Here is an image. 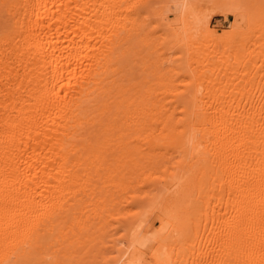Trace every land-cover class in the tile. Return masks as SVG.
<instances>
[{
    "label": "bare ground",
    "instance_id": "1",
    "mask_svg": "<svg viewBox=\"0 0 264 264\" xmlns=\"http://www.w3.org/2000/svg\"><path fill=\"white\" fill-rule=\"evenodd\" d=\"M125 1L0 0V264H264V7L173 0L150 29ZM154 26L203 90L152 69Z\"/></svg>",
    "mask_w": 264,
    "mask_h": 264
},
{
    "label": "rangeland",
    "instance_id": "2",
    "mask_svg": "<svg viewBox=\"0 0 264 264\" xmlns=\"http://www.w3.org/2000/svg\"><path fill=\"white\" fill-rule=\"evenodd\" d=\"M132 0H127V1H125V5H126V3L127 4H129L128 6L126 5V7L125 8H123L122 6H120V7H122L123 9H126V11L130 8L129 6H131L130 5V2H131ZM167 1H169V0H167ZM167 1H165V0H148V4L147 3H145L144 4V6L141 4V6L140 7H143L144 9H140V7H139V9L140 10H146L145 12H143V11H140V12H142V13H140V17L142 18H145L146 17V21L144 22L143 20V22L144 23H147V22H149L148 24H147V26L149 25L150 26V29H151V25L153 26V25H155V23H156V25H157V22H158V24H159V20H160V17L159 16H164V15H166V13H167V18H169V19H172L173 17H174V14H172V12L174 11V7L172 6V1L173 0H170L169 2H167ZM240 2V4L242 3L241 2V0H237V2ZM243 1V0H242ZM251 1V0H250ZM260 1V2H259ZM258 1V4H259V7H264V1H262V0H259ZM165 2H167V4H169V5H167ZM171 3V4H170ZM262 3V4H261ZM131 4H133L132 2H131ZM239 3H237V5H235L236 6V9L238 10V8L239 9H241V7H243V4H241L240 5ZM251 4V3H250ZM258 4H256V5H250V6H248L247 8H249L248 9V12L249 11H251V10H253L256 6H258ZM123 5V4H122ZM146 5H148V6H146ZM171 5V6H170ZM262 5V6H261ZM168 6V7H167ZM254 6V8H252ZM120 9L121 11H122V15H124V14H126V12L123 10V9ZM167 9H169L170 11H168ZM251 9V10H250ZM166 10H167V12H166ZM125 13H124V12ZM160 12V13H159ZM163 12H166L165 14H162ZM146 15V16H144V15ZM248 14V13H247ZM247 14L246 13H240V14H237V16L235 17L234 15H232V14H228L227 16H224V15H213L212 17H211V19H210V27L211 28H214L215 30H216V32L217 33H220V32H223L224 30H227V29H229V27H230V24L235 20L236 22H238V23H241V22H243L245 19H246V17H247ZM150 15V16H149ZM149 16V17H148ZM173 16V17H172ZM142 18V19H143ZM159 19V20H158ZM152 20V21H151ZM260 22H261V18H257L256 20H255V22L253 23V26L257 29V25L258 24H260ZM143 23V24H144ZM146 24H144V26H145ZM155 25V26H156ZM155 26L154 27H152V28H154V31H153V33H154V35H155V38L157 37V36H159L158 37V39H156L157 41L156 42H154L155 40H154V37L152 38L154 41V43H156L158 46V48H159V52H158V48H157V51L154 53L153 52V55L152 56H154V54L156 55V56H158L157 58H156V56L154 57V59L151 57V61L152 60H155V58H156V61H155V66L153 67L152 65V63L150 64V66L151 67H153L152 69H154L157 65V68L159 69H157L158 71L157 72H160V73H158V74H161V73H166L167 71L166 70H169L170 69V67H174L173 69H174V71H179L180 73L178 74V75H176L175 76V78H173L172 80H174V81H172V83L171 84H173L174 83V85H172V87H173V89H175V91L173 90V89H171V93H176V91H180V93L179 94H182L181 93V91H183L185 88L187 89V87H188V89L190 90L191 88L192 89H194V88H196V89H199V91H201V90H203V88L205 87V84H202L203 85V88H201L200 86H202V85H196V87H194L195 86V82H193L194 80H193V78L191 77V75H192V70H191V68H189L190 66H192V67H195L194 65L196 64H192V65H190L189 67H188V55H187V53H186V51L184 52V53H182L183 52V50L184 49H179L180 48V46H179V48L178 47H175V45H173V46H168V47H166L167 46V43H164V47L162 46V43H163V39L161 38V37H164V34H163V32L161 33L160 31H155ZM158 26V25H157ZM253 27V28H254ZM148 28V27H147ZM157 28V27H156ZM159 29H160V27H159ZM159 29H157V30H159ZM221 29V30H220ZM149 30V29H148ZM161 30V29H160ZM150 31H152V30H150ZM162 31V30H161ZM160 32V34H158V33ZM253 32H254V30H253ZM257 32H259V33H257ZM256 33L258 34V35H256V33L254 32V33H252L253 35H250V38H249V36H248V38H246L247 40H245V41H247V43H248V46H250V47H253V45L251 46V43L253 42V39H254V41H255V39H256V37H260V42H264V41H261V38L262 37H264V33H262V32H264V31H257ZM157 34V35H156ZM161 34H163V36L161 35ZM251 34V33H250ZM259 34H261V36L259 35ZM150 35V37H151V35L152 36H154L153 34H149ZM148 35V36H149ZM256 35V36H255ZM253 38V39H252ZM151 39V38H150ZM149 38H147V40H149V41H152V39L150 40ZM251 39V40H250ZM259 38H257L256 39V41L258 40ZM262 39H264V38H262ZM159 41V43H157ZM162 41V42H161ZM164 41H166L167 42V40H165L164 39ZM249 41H252V42H250L249 43ZM255 41V42H256ZM254 42V43H255ZM259 42V43H260ZM152 44V45H156V44ZM254 43H252V44H254ZM151 44V43H150ZM150 44L148 45V47L147 46H143V47H145V49L142 47V46H137L138 47V52H139V50L141 49V48H143L142 50H140V52H139V54H138V52L137 53H134V52H132V55H128L129 57L130 56H132L131 58L132 59H134V60H129L128 62H130V64H128L129 66V69L128 70H131L132 71V73H130L129 71V75H132L133 73L135 74H137V75H139V76H136L137 77V79L138 78H140V76L142 75H144V73H146L143 69H142V67L143 66H141V67H139V70H138V67L136 66V61H135V58H134V54H136L135 56L136 57H138V58H136V59H138V62H141L142 61V59H139V58H141V57H139L138 55H143V56H145L146 54H148V55H146L145 57L146 58H148L149 60H150V54L149 53H146V52H148L150 49H151V47L152 46H150ZM168 44H169V42H168ZM255 44H257V42L255 43ZM150 46V47H149ZM139 47H140V49H139ZM149 50H148V49ZM153 48V47H152ZM163 48V49H162ZM165 48V49H164ZM168 48V49H167ZM178 48V49H177ZM184 48V47H183ZM147 49V50H146ZM167 49V50H166ZM258 49V48H257ZM261 49H264V47H261ZM259 50L260 52L261 51H264V50ZM144 50H146V51H144ZM164 50V51H163ZM144 51V52H143ZM151 51V50H150ZM141 52H143V53H145V55L142 53V54H140ZM166 52V53H165ZM134 53V54H133ZM159 53V54H158ZM138 54V55H137ZM186 54V55H185ZM257 54H259L258 53V51H257ZM261 54H264V52H262ZM257 56H260V54L259 55H257ZM143 58V57H142ZM159 58V59H158ZM140 60V61H139ZM143 60H144V58H143ZM158 60V61H157ZM258 60H259V58H258ZM143 62V61H142ZM141 62V63H142ZM148 62V61H147ZM156 62H158V64L156 63ZM195 61H193L192 63H194ZM135 63V64H134ZM258 63H259V61H258ZM134 64V65H133ZM175 64V65H174ZM137 65L138 66H140L139 65V63H137ZM142 65V64H141ZM133 66V67H132ZM187 66V67H186ZM127 67V68H128ZM137 67V69H135ZM140 68H141V70H140ZM134 69L136 70L135 72H133L134 71ZM149 69H151V68H148L147 70H149ZM126 71H127V69H126ZM142 71H144L143 72V74H142ZM155 71H156V68H155ZM139 72H141V73H138ZM153 73L154 71L152 70V71H148V73ZM157 72L156 73H154V74H157ZM133 74V75H134ZM141 76V77H142ZM191 77V78H190ZM192 79V80H191ZM223 84V83H222ZM155 86H157V85H155ZM169 85H167V86H165L166 88L165 89H167V87H168ZM184 86H185V88H184ZM187 86V87H186ZM193 86V87H192ZM143 87H144V85H143ZM143 87H141V88H143ZM153 87H154V85H153ZM160 87V86H159ZM163 87V86H162ZM162 87H160V88H162ZM171 87V86H170ZM155 88V89H154ZM154 88H151V89H154V90H156V88L159 90L160 88H158V87H154ZM169 88V87H168ZM162 89H164V87L162 88ZM162 89H160V90H162ZM185 89V90H186ZM191 89V90H192ZM157 90V91H158ZM184 90V91H185ZM173 91V92H172ZM183 91V92H184ZM168 94L167 95V97H169V98H171L172 97V94ZM178 93V92H177ZM166 97V98H167ZM169 98H167V99H169ZM172 99V98H171ZM171 99H169V100H171ZM110 251V250H109ZM108 254V253H107ZM106 255V251H105V249H91V251L89 252V254L88 255H86L84 258H85V260L83 259V258H81L82 259V261L80 260L79 262L77 261V259H76V263L78 262V264H81V262H82V264H107V263H105V262H107L106 260H108L107 258L109 257V256H105ZM84 262V263H83ZM48 264V263H47Z\"/></svg>",
    "mask_w": 264,
    "mask_h": 264
}]
</instances>
